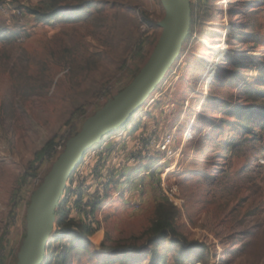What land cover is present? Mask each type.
<instances>
[{
	"label": "rangeland",
	"instance_id": "rangeland-1",
	"mask_svg": "<svg viewBox=\"0 0 264 264\" xmlns=\"http://www.w3.org/2000/svg\"><path fill=\"white\" fill-rule=\"evenodd\" d=\"M199 1L170 78L103 168L82 172L69 211L140 255L105 260L64 240L57 264H264V0ZM162 16L149 0H0V249L7 233L12 263L38 157L132 79ZM160 223L175 236L154 238Z\"/></svg>",
	"mask_w": 264,
	"mask_h": 264
},
{
	"label": "water",
	"instance_id": "water-1",
	"mask_svg": "<svg viewBox=\"0 0 264 264\" xmlns=\"http://www.w3.org/2000/svg\"><path fill=\"white\" fill-rule=\"evenodd\" d=\"M149 2L156 3L163 13L162 18L151 27L159 31V35L150 53L125 86L106 100L102 98V104L83 120L74 133L38 157L40 172L35 174L27 196L23 234L14 262L11 252L7 255L6 233L3 248L0 249V264H7V261L8 264H57L64 256V240L87 241L90 248L105 260L119 259L117 255H140L137 248L104 246L102 236L100 241H96L100 232L80 227L70 218L69 211L78 207L82 172L89 170L95 173L97 168H103L101 164L111 151L109 145L112 139L120 138L125 129H131L128 127L133 124L137 113L154 102L157 90L170 78L184 45L192 37L199 0ZM146 22L144 19L141 23L145 26ZM146 31L150 29L144 30L143 27L139 37L143 38ZM105 176L108 179V175ZM11 227L12 224L9 232ZM150 233L154 238L175 236L168 227L157 231L153 228Z\"/></svg>",
	"mask_w": 264,
	"mask_h": 264
},
{
	"label": "built area",
	"instance_id": "built-area-1",
	"mask_svg": "<svg viewBox=\"0 0 264 264\" xmlns=\"http://www.w3.org/2000/svg\"><path fill=\"white\" fill-rule=\"evenodd\" d=\"M169 144H170V140H165V141L163 140L157 146H158V149L165 151L169 149ZM161 186L163 190H166L164 183H162ZM175 192H176L175 188L169 189L166 195L171 201L175 203V205L181 206L183 202L176 197ZM182 264H190V263H182ZM193 264H200V263H193Z\"/></svg>",
	"mask_w": 264,
	"mask_h": 264
},
{
	"label": "trees",
	"instance_id": "trees-1",
	"mask_svg": "<svg viewBox=\"0 0 264 264\" xmlns=\"http://www.w3.org/2000/svg\"><path fill=\"white\" fill-rule=\"evenodd\" d=\"M164 227H168V228H170L171 229V231H172V233H173V235H175V231L171 228V227H169L167 224H164V223H160V224H157L156 226H154V228H156V231H157V229H161V228H164Z\"/></svg>",
	"mask_w": 264,
	"mask_h": 264
}]
</instances>
